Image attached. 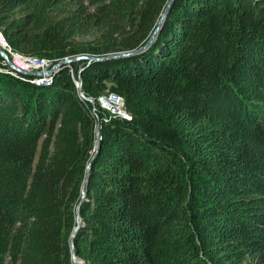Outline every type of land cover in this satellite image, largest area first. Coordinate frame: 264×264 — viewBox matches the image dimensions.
<instances>
[{
	"label": "trees",
	"instance_id": "1",
	"mask_svg": "<svg viewBox=\"0 0 264 264\" xmlns=\"http://www.w3.org/2000/svg\"><path fill=\"white\" fill-rule=\"evenodd\" d=\"M168 1L0 0L22 54L140 49L0 56V264H74L83 186L80 264H264V0H174L150 41Z\"/></svg>",
	"mask_w": 264,
	"mask_h": 264
},
{
	"label": "water",
	"instance_id": "2",
	"mask_svg": "<svg viewBox=\"0 0 264 264\" xmlns=\"http://www.w3.org/2000/svg\"><path fill=\"white\" fill-rule=\"evenodd\" d=\"M174 0H169L163 10V12L161 13L156 27L151 35L150 41H152L154 39V37L157 35L168 11L169 8L172 4ZM150 43V42H149ZM148 43V44H149ZM147 44V45H148ZM139 50H127V51H122V52H117V53H109L106 55H100V56H95V55H80V56H75V57H70V58H65L63 60L58 61L52 68H50L49 70L45 71V72H39V71H23L18 69L16 66H14V64L10 61L8 55L0 48V56L4 59V61L6 62V64L15 72L23 74V75H27V76H31V77H35V76H42V75H50L53 74L56 69L60 66V65H67L69 63H73L79 60H85L86 64L89 65L91 63L94 62H102V61H109V60H113V59H118V58H122V57H127L129 55L135 54L137 52H139ZM76 87L78 89V92L80 94V96L82 98H84L85 100H88L90 103L94 104V99L90 98V97H86L84 95V92L81 88V69L78 70L77 72V81H76ZM97 129L99 126V122L97 121ZM99 134H98V130L96 131V149L99 146ZM90 169V163L87 165L86 171L88 172V170ZM87 175V174H86ZM84 187V186H83ZM82 187L81 189V198L80 201L78 202L77 206H76V226L72 229L71 235H70V246L72 249V262L74 264H80V261H78V259L76 258L74 251H73V241H74V236L76 234L77 228L80 224V216H79V207L81 202L84 199L85 196V189ZM82 263V262H81Z\"/></svg>",
	"mask_w": 264,
	"mask_h": 264
},
{
	"label": "built area",
	"instance_id": "3",
	"mask_svg": "<svg viewBox=\"0 0 264 264\" xmlns=\"http://www.w3.org/2000/svg\"><path fill=\"white\" fill-rule=\"evenodd\" d=\"M0 48L8 55L10 61L14 64V66H16L18 69L23 71L45 72L50 68H52L58 62V61L56 62V60L54 59H50L46 57L30 56L14 50L5 40L1 31H0ZM69 69L70 71H72L71 68ZM51 78L52 75L35 76L33 81L35 83H46L50 81ZM110 97L114 98L116 102L120 101V103L122 104V110H118L119 116L129 118V115L123 110L122 98L115 94H110Z\"/></svg>",
	"mask_w": 264,
	"mask_h": 264
},
{
	"label": "rangeland",
	"instance_id": "4",
	"mask_svg": "<svg viewBox=\"0 0 264 264\" xmlns=\"http://www.w3.org/2000/svg\"><path fill=\"white\" fill-rule=\"evenodd\" d=\"M66 58H70V57H66ZM70 64L72 63H69L67 64V66H70ZM60 67V66H59ZM58 67V68H59ZM57 68V69H58ZM56 69V70H57ZM50 75H53V74H50ZM77 81V80H76ZM103 98V99H102ZM110 95L108 96H102L100 97V99H98V103H100V106L101 108H103L104 110H106V112L109 114V115H119L118 113V110H122V104L120 103V101H118L117 103L114 101V102H109V101H113L112 99H110ZM106 101L108 103H106ZM92 104V103H91ZM94 105V104H93ZM94 111V110H93ZM122 117V116H121Z\"/></svg>",
	"mask_w": 264,
	"mask_h": 264
},
{
	"label": "bare ground",
	"instance_id": "5",
	"mask_svg": "<svg viewBox=\"0 0 264 264\" xmlns=\"http://www.w3.org/2000/svg\"><path fill=\"white\" fill-rule=\"evenodd\" d=\"M110 99H112L113 101H109V102H114V101L116 102V100L114 98H110ZM106 103H108V102L106 101Z\"/></svg>",
	"mask_w": 264,
	"mask_h": 264
}]
</instances>
